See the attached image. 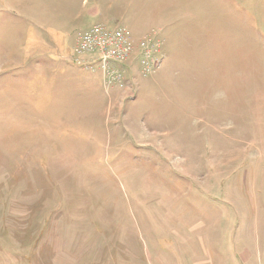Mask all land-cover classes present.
<instances>
[{
  "label": "rangeland",
  "instance_id": "rangeland-1",
  "mask_svg": "<svg viewBox=\"0 0 264 264\" xmlns=\"http://www.w3.org/2000/svg\"><path fill=\"white\" fill-rule=\"evenodd\" d=\"M95 24L124 84L74 60ZM0 264H264V0H0Z\"/></svg>",
  "mask_w": 264,
  "mask_h": 264
},
{
  "label": "built area",
  "instance_id": "built-area-1",
  "mask_svg": "<svg viewBox=\"0 0 264 264\" xmlns=\"http://www.w3.org/2000/svg\"><path fill=\"white\" fill-rule=\"evenodd\" d=\"M137 69L144 77L162 64V43L153 34L145 35L138 44ZM135 39L123 26L95 24L80 34L74 48V60L92 71L100 70L110 86L124 84L132 56L137 53Z\"/></svg>",
  "mask_w": 264,
  "mask_h": 264
},
{
  "label": "crops",
  "instance_id": "crops-1",
  "mask_svg": "<svg viewBox=\"0 0 264 264\" xmlns=\"http://www.w3.org/2000/svg\"><path fill=\"white\" fill-rule=\"evenodd\" d=\"M95 11V10H94Z\"/></svg>",
  "mask_w": 264,
  "mask_h": 264
}]
</instances>
